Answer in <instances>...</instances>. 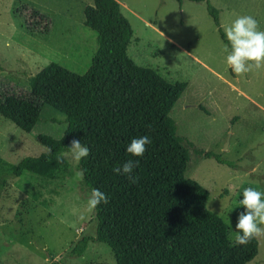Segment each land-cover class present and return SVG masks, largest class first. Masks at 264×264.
Returning a JSON list of instances; mask_svg holds the SVG:
<instances>
[{
	"label": "rangeland",
	"instance_id": "374dc122",
	"mask_svg": "<svg viewBox=\"0 0 264 264\" xmlns=\"http://www.w3.org/2000/svg\"><path fill=\"white\" fill-rule=\"evenodd\" d=\"M92 0H0V93L19 95L26 79L54 62L82 74L95 50V34L83 25V8ZM120 12L132 36L127 57L185 88L169 117L183 137L188 161L184 177L208 192L206 209L227 228L230 246L243 189L264 190V68L242 76L225 63V44L208 16L205 3L175 0H120ZM225 27L251 15L264 30V0H208ZM42 20H37L32 13ZM225 40L226 36H225ZM64 117L42 105L29 133L0 116V173L26 156L45 152L37 135L59 138ZM209 152L214 158L197 155ZM52 181L28 172L10 175L0 190V264H114L109 248L89 242L79 257H68L74 243L93 236L95 220L87 211L90 192L80 185L77 162L62 154ZM9 174V173H8ZM83 216L84 219H80ZM255 257L264 264V236L255 238Z\"/></svg>",
	"mask_w": 264,
	"mask_h": 264
},
{
	"label": "trees",
	"instance_id": "16d2710c",
	"mask_svg": "<svg viewBox=\"0 0 264 264\" xmlns=\"http://www.w3.org/2000/svg\"><path fill=\"white\" fill-rule=\"evenodd\" d=\"M119 1L92 0L83 8V25L95 34V50L82 74L50 62L26 79L24 93H0V116L24 133L36 124L42 105L60 113L66 124L59 138L35 137L52 149L51 155L43 152L6 165L9 174L0 173V190L8 175L17 178L23 172L54 180L61 164L56 157L77 139L89 148V156L77 163L78 171L84 170L81 187L90 193L99 189L109 202L90 213L94 235L77 240L68 257L81 256L89 242H96L109 248L114 264H246L256 255V239L230 246L225 224L206 209L207 190L183 175L191 145L176 134L169 112L185 83H169L127 57L132 31ZM175 1L204 2L219 39L227 43L208 0ZM32 16L43 19L35 12ZM144 135L152 141L144 155L127 154L130 141ZM195 152L232 167L209 152ZM129 159L139 160L133 170L136 184L112 171Z\"/></svg>",
	"mask_w": 264,
	"mask_h": 264
},
{
	"label": "clouds",
	"instance_id": "9594fccd",
	"mask_svg": "<svg viewBox=\"0 0 264 264\" xmlns=\"http://www.w3.org/2000/svg\"><path fill=\"white\" fill-rule=\"evenodd\" d=\"M224 31L227 39L223 49L226 53L225 63L232 73L242 76L264 68V30H260L257 19L251 15L238 16L225 27ZM151 143L147 135L134 138L128 144L126 153L133 157H142L146 146ZM45 152L51 155L52 149L45 146ZM66 155H70L71 159L79 163L89 156V148L82 145L80 140L74 139L70 142ZM56 159L61 162V157L57 156ZM138 166L139 160L129 159L122 165L115 166L112 171L114 174L125 176L130 183L136 184L139 178L133 175V170ZM77 174L82 178L84 170ZM242 197L237 207H242L244 211L238 215L234 229L227 218V223L232 229L230 240L234 246H246L254 238L264 236V190L246 187L243 189ZM108 202L105 193L93 188L87 200V211L94 212L101 203ZM80 219L84 217L81 216Z\"/></svg>",
	"mask_w": 264,
	"mask_h": 264
},
{
	"label": "crops",
	"instance_id": "0c3cea01",
	"mask_svg": "<svg viewBox=\"0 0 264 264\" xmlns=\"http://www.w3.org/2000/svg\"><path fill=\"white\" fill-rule=\"evenodd\" d=\"M120 5V4H119ZM122 6V5H121ZM121 6H120V8H121ZM131 39V38H130ZM130 41V40H129Z\"/></svg>",
	"mask_w": 264,
	"mask_h": 264
}]
</instances>
